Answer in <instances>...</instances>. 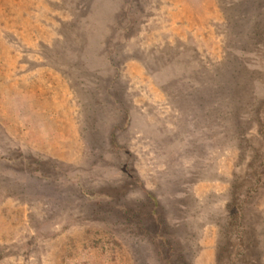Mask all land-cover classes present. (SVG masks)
Wrapping results in <instances>:
<instances>
[{
    "label": "rangeland",
    "instance_id": "obj_1",
    "mask_svg": "<svg viewBox=\"0 0 264 264\" xmlns=\"http://www.w3.org/2000/svg\"><path fill=\"white\" fill-rule=\"evenodd\" d=\"M0 264H264V0H0Z\"/></svg>",
    "mask_w": 264,
    "mask_h": 264
},
{
    "label": "trees",
    "instance_id": "obj_2",
    "mask_svg": "<svg viewBox=\"0 0 264 264\" xmlns=\"http://www.w3.org/2000/svg\"><path fill=\"white\" fill-rule=\"evenodd\" d=\"M154 211H155V210L152 209L151 213L153 214ZM237 214H238L239 216H242L243 211H242L241 208H239V211L237 212ZM164 237H165L164 232L160 231V233H155V234L153 233V234H152V238H151V240H152V241H156V240H159V239H160V240H163L164 244H166V239H165Z\"/></svg>",
    "mask_w": 264,
    "mask_h": 264
}]
</instances>
